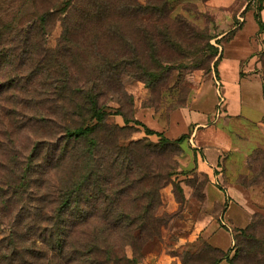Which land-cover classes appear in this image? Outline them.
<instances>
[{
  "label": "trees",
  "instance_id": "1",
  "mask_svg": "<svg viewBox=\"0 0 264 264\" xmlns=\"http://www.w3.org/2000/svg\"><path fill=\"white\" fill-rule=\"evenodd\" d=\"M38 1L31 0L32 12L23 19L20 12L10 22L0 15V131L10 127L18 134L34 130L41 135L23 160L0 144V186H9L10 172L17 175L18 186L46 182L47 194H40V201L49 199L51 206L44 219L8 221V235L0 239V264H141L144 247L160 231L161 200L158 188L142 186L149 174L138 162L148 147L141 141L121 145V133L134 123L160 138L154 147L160 180L176 169L170 154L176 155L189 136L170 141L117 110L114 115L122 116L125 125L120 127L109 120L106 102L120 103L124 77L143 79L148 88L164 78L158 42L181 45L174 40L177 27L203 35L179 17L172 19L171 0H62L46 8H39ZM256 20L263 32L259 16ZM57 24V48L48 50L45 42ZM205 40L195 53L207 48L209 58L198 61L196 69L217 57L216 66L220 58L211 39ZM4 118L20 119L26 126L8 125ZM7 155L20 161L14 169ZM8 204L1 200L0 212ZM258 215L234 236V256L226 264L245 259V264H264ZM3 225L0 221V229ZM223 258L213 264H222Z\"/></svg>",
  "mask_w": 264,
  "mask_h": 264
},
{
  "label": "rangeland",
  "instance_id": "2",
  "mask_svg": "<svg viewBox=\"0 0 264 264\" xmlns=\"http://www.w3.org/2000/svg\"><path fill=\"white\" fill-rule=\"evenodd\" d=\"M30 2L31 0H0L2 8L0 15L4 13V20L10 22L13 21L17 12H20L19 18L23 19L32 12ZM61 2L62 0H40L38 6L46 8L51 4H61ZM243 7L245 9L239 15ZM169 8L172 19L179 17L182 22L191 24L202 33L204 40H201L203 37L198 38V33H192L190 30L186 32L184 27V29L177 27L174 40L181 44H178L180 47L178 45L173 47V44L171 47H167L158 42V57L162 62L164 78L148 88L143 79L124 77V94L118 97L120 103L109 102L107 99L102 101L103 103L107 101L108 112L112 114L109 117L111 123L120 127L125 126L124 122L122 123V116L114 115L117 110L125 118L136 120V112L141 109H152L158 114L165 115L184 107L196 87V74L207 73L215 67L217 57L205 61L203 65L199 66V69H196L198 61L209 58L210 51L207 48L199 54L195 53L197 45L203 46L207 43L205 36L211 39L209 44L218 51L219 55L223 42H229L230 46L235 48L234 51H241L246 40L249 41L248 37L256 35L259 29L256 18L250 12L260 8L259 0H171ZM244 18L246 23L236 37L231 32L220 40L216 39L227 30L228 22L234 27L241 24L243 22L241 20ZM60 35L61 26L57 24L45 42L48 50L57 48ZM257 44L260 47L253 56L256 57V59L254 58V67L264 81V39H260ZM144 61L151 66V61L147 57ZM151 67L153 68V66ZM2 75L0 73V77ZM83 75L84 73L81 72L80 77ZM221 85V87H217L218 99L214 118H219L226 112L225 88L222 82ZM6 110L10 111L7 107ZM16 114L22 118V113ZM4 120L8 125H16L17 128L20 127L18 125L26 126L20 119L11 121L4 118ZM0 125H2L1 121ZM21 132L18 134L13 128L7 127L5 132L0 131V144L3 145L2 149L9 150L10 154L17 152L23 160L37 138H41V135L34 130ZM121 135L123 139L120 140V144L123 146L128 147L130 144L141 141L148 147L146 154L141 157L143 158L142 163L138 162L142 165L144 172L149 174V180L142 186H146L147 191L158 188L161 200V206L157 211L161 225L160 231L158 237L144 247L141 264H213L223 257L222 264H226V260L234 256V244L230 247L232 239L230 236L224 235L221 238V248L228 250L217 252L210 249L211 245L204 238V228L213 213L205 205L207 178L204 174L197 172L193 165L184 163L186 150L180 146L176 155L170 154L172 156L170 161H173L176 169L172 171L168 179L160 180L159 171L161 170H157L159 168L158 157L154 153V147L159 144L160 138L156 135H146L145 130L134 123L128 125ZM7 157L8 162H11L10 169H14V165L20 162L13 160L10 155ZM164 163L166 164L167 160ZM249 167L250 177L244 178L242 181L252 186L264 187V150H258L250 158ZM6 178L7 172L4 180ZM17 179V175L10 172L8 175L9 186H0V207H2L1 200L9 201L7 210L0 212V221L4 222L0 229V239L8 235L9 220H14L17 217L22 224H26L31 223L34 218L44 219L46 218L45 212L51 206V201L48 203L49 199L44 202L40 201V196L47 194L46 182H43V186H35L32 183L29 186H18ZM138 188L142 191V187L138 186ZM18 193L20 195H17ZM40 208L43 209L42 215H40ZM224 211L225 208H222L217 214L218 216L215 215L220 226L219 217ZM258 214L256 220L260 223L257 226L256 234L261 238L264 237V221L261 220V217L264 218V210ZM237 234H233V241ZM129 255H131L130 252ZM245 263L246 259L243 264Z\"/></svg>",
  "mask_w": 264,
  "mask_h": 264
},
{
  "label": "crops",
  "instance_id": "3",
  "mask_svg": "<svg viewBox=\"0 0 264 264\" xmlns=\"http://www.w3.org/2000/svg\"><path fill=\"white\" fill-rule=\"evenodd\" d=\"M250 12L255 18L259 16L264 24V0L257 11ZM241 21L234 27L228 22L227 30L216 39L231 32L236 37L246 19ZM248 38L238 52L229 42H223L215 68L196 74V87L184 107L165 115L141 109L135 116L137 121L170 141L189 136L181 145L187 152L183 161L206 176L205 205L214 213L210 215L203 236L212 247L222 251L228 250L221 248L224 235L231 237L232 247L233 234L244 230L254 215L264 210V187L242 183V179L250 177L251 156L264 150V81L255 71L256 57H253L260 47L258 41L264 39V31L259 26L257 34ZM221 82L227 107L225 114L214 118L217 87L222 86ZM222 208L225 211L219 217L221 227L215 215Z\"/></svg>",
  "mask_w": 264,
  "mask_h": 264
}]
</instances>
